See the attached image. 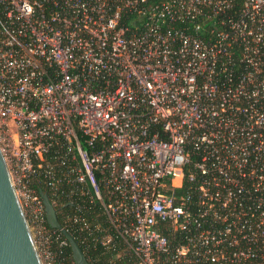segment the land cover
<instances>
[{
  "label": "built area",
  "instance_id": "1",
  "mask_svg": "<svg viewBox=\"0 0 264 264\" xmlns=\"http://www.w3.org/2000/svg\"><path fill=\"white\" fill-rule=\"evenodd\" d=\"M0 148L43 264H264V0H0Z\"/></svg>",
  "mask_w": 264,
  "mask_h": 264
},
{
  "label": "water",
  "instance_id": "2",
  "mask_svg": "<svg viewBox=\"0 0 264 264\" xmlns=\"http://www.w3.org/2000/svg\"><path fill=\"white\" fill-rule=\"evenodd\" d=\"M49 224L69 242L75 264H91L75 236L61 224L48 194L43 193ZM0 264H43L0 148Z\"/></svg>",
  "mask_w": 264,
  "mask_h": 264
},
{
  "label": "trees",
  "instance_id": "3",
  "mask_svg": "<svg viewBox=\"0 0 264 264\" xmlns=\"http://www.w3.org/2000/svg\"><path fill=\"white\" fill-rule=\"evenodd\" d=\"M69 208H70V205H69V204H67V205L64 204L63 206H59V207H58V209H59V212H58V218H59L61 224L65 225V226H67V225H66V222H65V220H64V218H63L62 212L67 211ZM72 233H73V234L76 236V238H77L76 233H75L74 231H72ZM77 239H78V238H77ZM66 250L68 251V253H69V254L71 255V257H72V251H71L70 246H68V247L66 248ZM94 254L97 255V257H98V259H99V264H106V261H107V258H108V253H101V250L99 249V250H97ZM72 259H73V257H72Z\"/></svg>",
  "mask_w": 264,
  "mask_h": 264
}]
</instances>
